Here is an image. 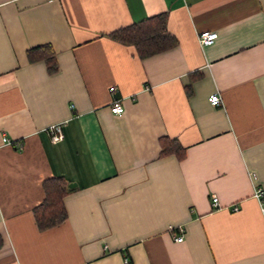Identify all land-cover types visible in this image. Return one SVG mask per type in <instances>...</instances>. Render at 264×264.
<instances>
[{"label":"crops","instance_id":"0c3cea01","mask_svg":"<svg viewBox=\"0 0 264 264\" xmlns=\"http://www.w3.org/2000/svg\"><path fill=\"white\" fill-rule=\"evenodd\" d=\"M162 13L171 49L141 59L107 35ZM204 31L217 33L205 47ZM42 44L53 74L27 61ZM162 139L183 158L161 155ZM51 177L72 191L66 218L40 229ZM256 187L264 0H0V264H264Z\"/></svg>","mask_w":264,"mask_h":264},{"label":"trees","instance_id":"16d2710c","mask_svg":"<svg viewBox=\"0 0 264 264\" xmlns=\"http://www.w3.org/2000/svg\"><path fill=\"white\" fill-rule=\"evenodd\" d=\"M107 35L121 44L132 46L141 59L171 49L178 44L175 36L167 30L166 13L121 27ZM26 58L29 63L44 61L48 74H53L58 69L55 52L49 44L27 49ZM168 154H174L181 159L185 150L174 139H162L161 155ZM42 188L44 197L34 209V216L38 227L47 229L60 224L66 218L62 198L72 189L60 177L45 179Z\"/></svg>","mask_w":264,"mask_h":264},{"label":"built area","instance_id":"2783aa9c","mask_svg":"<svg viewBox=\"0 0 264 264\" xmlns=\"http://www.w3.org/2000/svg\"><path fill=\"white\" fill-rule=\"evenodd\" d=\"M216 37H217V33L211 32V31H204V32L199 33L198 35L199 43L201 46H204V47L210 45L216 39ZM110 89L112 90L113 88H110ZM207 100L209 104L214 107H218L221 104L220 96L217 93H213L209 95ZM109 109L113 114H116V115H120L124 111V108L122 106L120 99L113 100L110 103ZM47 131L49 132L50 140L52 142H58L62 140L63 134L61 131L60 124H53L49 126ZM253 196L260 201L261 210L264 213V194H263L262 188L256 187L254 189ZM211 204L212 206H218V199L214 195L211 197ZM231 209L233 211H237L238 210L237 204L232 205ZM178 231H179V234L174 236V240L176 242H181L183 239L182 229H178ZM124 264H128L127 259L124 260Z\"/></svg>","mask_w":264,"mask_h":264},{"label":"water","instance_id":"95a60500","mask_svg":"<svg viewBox=\"0 0 264 264\" xmlns=\"http://www.w3.org/2000/svg\"><path fill=\"white\" fill-rule=\"evenodd\" d=\"M72 186H73L72 184H69V185H68V187H70V188H71Z\"/></svg>","mask_w":264,"mask_h":264}]
</instances>
